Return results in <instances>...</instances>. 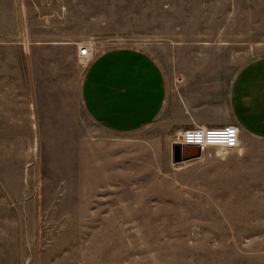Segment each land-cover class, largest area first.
<instances>
[{
	"label": "rangeland",
	"instance_id": "rangeland-1",
	"mask_svg": "<svg viewBox=\"0 0 264 264\" xmlns=\"http://www.w3.org/2000/svg\"><path fill=\"white\" fill-rule=\"evenodd\" d=\"M0 14L5 264H264V137L173 144L237 124L224 99L264 55V0H1ZM83 44L143 50L166 72L164 108L131 137L83 108Z\"/></svg>",
	"mask_w": 264,
	"mask_h": 264
},
{
	"label": "crops",
	"instance_id": "crops-1",
	"mask_svg": "<svg viewBox=\"0 0 264 264\" xmlns=\"http://www.w3.org/2000/svg\"><path fill=\"white\" fill-rule=\"evenodd\" d=\"M167 90L166 72L150 54L133 47H113L97 52L87 63L80 99L88 116L106 132L131 137L161 113ZM225 97V106L237 113V124L232 123L240 132L264 137V55L241 65ZM223 125L202 121L195 126ZM3 256L0 264H5Z\"/></svg>",
	"mask_w": 264,
	"mask_h": 264
},
{
	"label": "built area",
	"instance_id": "built-area-1",
	"mask_svg": "<svg viewBox=\"0 0 264 264\" xmlns=\"http://www.w3.org/2000/svg\"><path fill=\"white\" fill-rule=\"evenodd\" d=\"M93 55L91 45H84L78 49V56L84 60V63L89 62ZM173 144H178L182 149L186 146L233 148L239 144V130L237 126L232 124L189 127L177 133Z\"/></svg>",
	"mask_w": 264,
	"mask_h": 264
},
{
	"label": "water",
	"instance_id": "water-1",
	"mask_svg": "<svg viewBox=\"0 0 264 264\" xmlns=\"http://www.w3.org/2000/svg\"><path fill=\"white\" fill-rule=\"evenodd\" d=\"M184 149H185V152H186V151H190L191 153H192V152L195 153V151H197V148L194 147V146H186V147H184ZM190 156H192V155H189V157H190ZM185 158H186V157H185ZM176 160H178V159H175V161H176Z\"/></svg>",
	"mask_w": 264,
	"mask_h": 264
},
{
	"label": "bare ground",
	"instance_id": "bare-ground-1",
	"mask_svg": "<svg viewBox=\"0 0 264 264\" xmlns=\"http://www.w3.org/2000/svg\"><path fill=\"white\" fill-rule=\"evenodd\" d=\"M84 45V44H83ZM81 45H79V49H80Z\"/></svg>",
	"mask_w": 264,
	"mask_h": 264
}]
</instances>
